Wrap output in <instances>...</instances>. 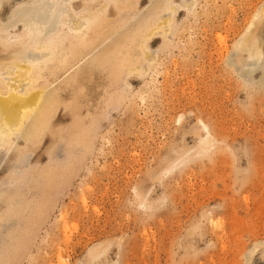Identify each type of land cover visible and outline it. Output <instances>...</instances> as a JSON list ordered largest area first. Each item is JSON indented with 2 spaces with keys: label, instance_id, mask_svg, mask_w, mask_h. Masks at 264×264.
Returning a JSON list of instances; mask_svg holds the SVG:
<instances>
[{
  "label": "rangeland",
  "instance_id": "obj_1",
  "mask_svg": "<svg viewBox=\"0 0 264 264\" xmlns=\"http://www.w3.org/2000/svg\"><path fill=\"white\" fill-rule=\"evenodd\" d=\"M261 4L197 0L142 44L150 58L137 34L128 58L99 51L65 77L58 69L57 81L47 62L55 91L19 139L33 165L18 172L28 184L19 226L0 223V264H264V75L241 77L237 56L226 63ZM92 28L87 43L60 39L80 58L114 30ZM12 48H0V61ZM15 153L0 179L15 176ZM0 187L1 213L18 188ZM19 228L24 241L3 260Z\"/></svg>",
  "mask_w": 264,
  "mask_h": 264
},
{
  "label": "bare ground",
  "instance_id": "obj_2",
  "mask_svg": "<svg viewBox=\"0 0 264 264\" xmlns=\"http://www.w3.org/2000/svg\"><path fill=\"white\" fill-rule=\"evenodd\" d=\"M4 1L11 2V0H0V9H2L1 6ZM13 1L16 4H12L13 7L7 10L10 12L4 17L0 13V48L4 46L14 47L5 54L3 61H0V79L3 81L2 87H0V169L5 165L6 159L9 156L13 157L16 152L14 161L10 164L15 176H7L0 179V182L17 187L19 192L10 197V200L8 199L5 210L0 213V223H4L3 225H6V228L9 226L15 228L20 224L17 222L20 220H16L15 216H19L23 212L24 203L22 202L23 197L20 198L22 192H20V189L24 188L26 180L18 172L19 170L31 169L33 164L28 161L30 155L27 156L20 152L18 144L19 139H27V130L36 125V118H39V113H42L50 105L49 101L53 98L55 84L53 81L50 84L47 77L53 76L56 81L60 80L56 77L60 72L58 69L67 67L63 76L65 77L84 60L99 51L100 55L110 53L113 56L114 53H118L124 58L125 56L128 58L130 56L129 50L133 48L131 36L133 35V38H136L134 35L137 34L139 37L137 42L141 43L139 49L148 58L150 55L148 48L142 44H145L146 41L148 44L154 43V40L148 38L154 34V30L160 27H164L165 30L168 29L167 27H171L172 23L177 21L181 11L190 13L197 2V0H147V2L145 0ZM143 1L146 2L144 5H142ZM111 8L115 14L112 17L109 15L112 12ZM262 22H264V4L254 9L245 30L234 43L233 52H230L227 57L226 63L230 66L236 65L235 57H238L241 77H252L259 69L264 75V36L261 37L254 32L256 30V33H262L261 26L264 25H261ZM95 23L100 24L102 28L97 30L103 31L113 27V34L103 40L98 48L82 56L83 58L75 57L74 50L66 49L65 43L60 38L66 37L69 32L73 35L79 34L87 43L88 37L94 32L92 26ZM164 34L166 36V32ZM217 37L218 40L223 41L220 35ZM70 42H66L68 47L71 46ZM244 51L247 52L245 57L242 56ZM6 59L10 60L7 61ZM49 61L53 64L47 69L48 76L44 77L45 74L42 73V70ZM3 65L5 69L2 67ZM128 71L130 73L129 69ZM236 72L238 73V71ZM39 74L42 82H39L40 85H35L34 79L38 78ZM261 79L264 82V76ZM64 94H67V92H64ZM33 105H35L34 115L29 117L30 119L28 118L26 123H23L21 121L23 111L33 107ZM64 117L65 115L62 116V118ZM73 131L70 129L67 134H72ZM69 138H71V135ZM46 171L47 173L51 172ZM25 234L22 228L17 229L13 234L9 233L11 244L3 248V257L5 253H11L13 247H17L18 242L24 241ZM6 258L5 256L2 259L5 260Z\"/></svg>",
  "mask_w": 264,
  "mask_h": 264
}]
</instances>
